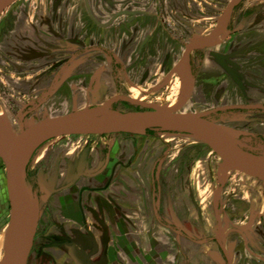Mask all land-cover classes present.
Here are the masks:
<instances>
[{
	"label": "flooded vegetation",
	"instance_id": "obj_1",
	"mask_svg": "<svg viewBox=\"0 0 264 264\" xmlns=\"http://www.w3.org/2000/svg\"><path fill=\"white\" fill-rule=\"evenodd\" d=\"M235 1L229 0L222 8L205 7L201 13L219 17V25L187 46H183V36L196 28L190 22L201 18V3L194 4L197 0H34L32 5L22 1L14 20L4 24L2 30L8 31L3 38L8 37L7 48L12 52L14 31L9 33L18 22L17 46L43 60L39 63L46 67L42 78L51 79L49 90L168 89L167 85L158 88L161 82H156L179 56L178 49L184 47L182 61L188 46L215 36ZM249 1L264 3L236 2L225 32L214 40L218 44L190 53L186 73L193 80V92L182 109L200 89L205 103L197 104L204 110L196 113L211 112L213 121L240 115L237 119L244 125L264 126V6L248 5ZM217 48L223 59L207 53ZM179 72L180 88L189 89L180 64ZM115 97L157 104L130 95ZM223 99L226 104H220ZM119 104L146 110L122 100L113 106ZM155 130L144 135H72L50 140L34 152L27 179L40 201V219L29 264H91L85 255L95 250L99 264H112L115 222L131 210L122 206L115 190L120 182L128 181L121 176L127 170H132V182H147L153 219L193 245L199 264L205 259L209 264H264V183L248 201L232 205L231 198H226L223 203L227 172L220 169L217 176L216 160L214 165L210 161L200 165L205 148L210 156L216 158L217 153L204 142L179 144L170 139L188 134ZM248 134L264 142V129ZM257 192L263 196L257 197ZM139 210L132 206V219L141 216ZM105 221L109 223L107 236L100 250L95 249L88 228L96 232ZM88 222L93 224L88 226ZM181 241L182 258L189 264Z\"/></svg>",
	"mask_w": 264,
	"mask_h": 264
},
{
	"label": "water",
	"instance_id": "obj_2",
	"mask_svg": "<svg viewBox=\"0 0 264 264\" xmlns=\"http://www.w3.org/2000/svg\"><path fill=\"white\" fill-rule=\"evenodd\" d=\"M19 0H0V15ZM239 0H236L238 2ZM233 4V5H234ZM226 12L218 33L211 39L193 43L180 63V71L189 83L184 99L174 106L146 104L126 97H115L103 105L76 110L57 117H46L26 126L20 121L19 132L14 133L4 117L0 116V158L6 169L10 220L6 231L5 252L0 264H29L40 219V201L27 179V166L34 152L46 142L72 135H105L126 133L144 135L149 130L185 133L210 146L222 159L221 171L238 170L264 181V156L248 151L242 138L248 136L241 130L218 124L211 120V112L180 113L193 92V80L187 74L190 53L218 43L216 36L225 32ZM50 92L37 107L50 97ZM143 107L144 111L120 112L113 109L117 101ZM91 255H85L89 260Z\"/></svg>",
	"mask_w": 264,
	"mask_h": 264
},
{
	"label": "rangeland",
	"instance_id": "obj_3",
	"mask_svg": "<svg viewBox=\"0 0 264 264\" xmlns=\"http://www.w3.org/2000/svg\"><path fill=\"white\" fill-rule=\"evenodd\" d=\"M22 1H24L23 3H28L30 5L34 3V0H20L10 6L2 15H0V116L5 118L14 133L19 132L21 120H23L26 126H30L46 117H57L73 113L76 110H83L86 108L103 105L106 101L116 95H130L131 97L133 96L138 99L151 101L162 106L176 105L186 95L187 89L180 88L181 76L179 72V64L181 62L180 55L184 50V47H182L178 49V51L180 50L178 52L179 56H177L176 60L172 62V65H170L168 70L162 75V79H157L156 83L161 82L157 85L158 88H162L163 86L167 85L169 86L168 89H53L52 92H50V98L46 101V103L40 107H37L49 93L48 87L51 80L50 77L45 79L42 78L46 67H44L43 63L40 64L39 62H43V60H38L37 56L27 55V53L29 52L25 49V47L17 46L19 36L17 35V32H19V30H16L18 22L14 26V29H12L9 33L11 34L12 31H14L12 33V43H14L11 44L12 52L10 51L11 49H9L11 47L7 48L8 44H10L8 37L5 39L3 38V35H5L3 32L6 30H2L3 28H5L4 24L6 23V21L14 20L17 15V6H19ZM223 1L224 2L221 3H216L213 0H197V2H194V4L196 5L201 3V5L199 6V14H201V18L199 19V17L195 16L196 19L190 22L195 25L196 28L191 30V34H189V36H183L184 38H186L183 46H187L191 40L205 38L207 37L206 34L213 33L217 29V26L219 25V17L209 18L207 16H204L201 11H203L205 7H209L210 5H215L219 8H222L226 5V3H228L229 0ZM251 4H260L261 6H264V3L262 2L249 1L248 5ZM204 11L206 12V10ZM255 21L256 20H254V22ZM7 31L8 30H6L5 32ZM6 39H8L9 43ZM237 48L239 47H236V49ZM30 50H32V46ZM207 53L215 58H224V56L220 53V49L218 48L208 51ZM8 55L15 58H13L12 60L8 58ZM58 56L59 55H57V57ZM23 58L24 61H22ZM39 64L40 66H38ZM200 92V89H197L196 94L194 95L192 100L179 112L196 113L203 111L204 108L197 104L199 102L205 103L204 100H202L200 97ZM226 103L227 100L225 99L220 102V104ZM113 109L120 112L138 111L137 108L124 104L113 106ZM237 118H240V115L234 116L233 118L222 117L219 119H214V122L237 130H241L245 133H250L251 130L256 132L257 129H264V126H256L255 124L250 126L246 124L244 125ZM155 132L159 134H165V131L155 130ZM62 138L63 137L57 138L56 141H59ZM172 138L173 141H178L179 144H187L189 143V141L203 143L196 137H186L182 134L173 135L170 137V139ZM242 143L257 155L264 156V142L258 140L256 141L252 137L246 136L242 138ZM48 148L49 147L44 150V153L48 151ZM205 149H207L205 151L206 154L203 153L201 155L202 157H200V165L204 166L206 164L204 163L205 161L207 162V165H209V161L210 163H212V165H214V161L216 160L215 169L218 176L223 161L219 156H216V158L213 155L210 156V150H208L209 148ZM44 153H42V155ZM225 171L228 174L226 175L229 177V183L224 195L222 196L223 203L226 201V198H231L230 203L232 205L248 201L249 198L254 197L253 193L255 191H258L260 185L264 183L263 180H260L253 176H249L236 170L226 169ZM199 181L201 185H203V183L205 182L204 175L202 173L199 174ZM201 194H203V192ZM257 194V197L263 196L262 194L259 195L258 192ZM9 220L10 201L7 189L6 169L2 159L0 158V238L2 236L4 239L3 241H5ZM240 223L241 221L238 219L236 221V224L238 225ZM4 252L5 247L3 246L0 251V262L3 258Z\"/></svg>",
	"mask_w": 264,
	"mask_h": 264
},
{
	"label": "crops",
	"instance_id": "obj_4",
	"mask_svg": "<svg viewBox=\"0 0 264 264\" xmlns=\"http://www.w3.org/2000/svg\"><path fill=\"white\" fill-rule=\"evenodd\" d=\"M142 175H144L143 172ZM121 176L128 181L120 182L116 185L115 190L121 197L122 206L131 210L126 211L128 215L126 218L120 216L119 220L115 222V233L113 234H115L116 247L113 249L114 253L112 252L113 256L110 262L112 264H187L180 251L179 242L181 240L175 235V232L168 231L152 217L147 182H132V170L122 171ZM133 205L140 208L141 216L136 215L132 219ZM92 224V222H88V226ZM101 224L104 225V228L101 227L102 229L99 228L96 232L92 228H88L89 242L99 250L107 236L109 227V223L106 221ZM109 233L112 234L111 231ZM110 238L111 236L108 240ZM5 242L6 236L4 247ZM181 243L188 250V263L199 264L200 258L195 254V247L182 241ZM97 252L95 250L94 253H91V264L100 263L97 260ZM77 264L79 263L77 262ZM204 264H209V260L205 259Z\"/></svg>",
	"mask_w": 264,
	"mask_h": 264
},
{
	"label": "bare ground",
	"instance_id": "obj_5",
	"mask_svg": "<svg viewBox=\"0 0 264 264\" xmlns=\"http://www.w3.org/2000/svg\"><path fill=\"white\" fill-rule=\"evenodd\" d=\"M4 239H2V237L0 238V251H1V249L3 248V246H4V241H3Z\"/></svg>",
	"mask_w": 264,
	"mask_h": 264
}]
</instances>
